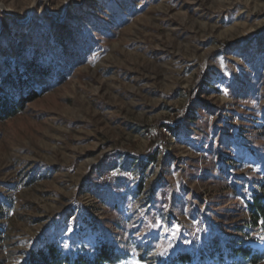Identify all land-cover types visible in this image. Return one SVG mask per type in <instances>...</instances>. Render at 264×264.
Instances as JSON below:
<instances>
[{"label":"rangeland","instance_id":"1","mask_svg":"<svg viewBox=\"0 0 264 264\" xmlns=\"http://www.w3.org/2000/svg\"><path fill=\"white\" fill-rule=\"evenodd\" d=\"M23 44L65 70L0 119V264L46 244L108 243L115 264H223L214 250L239 240L264 254L247 224L264 185V0H0V55Z\"/></svg>","mask_w":264,"mask_h":264},{"label":"trees","instance_id":"2","mask_svg":"<svg viewBox=\"0 0 264 264\" xmlns=\"http://www.w3.org/2000/svg\"><path fill=\"white\" fill-rule=\"evenodd\" d=\"M72 36L67 33L56 34L55 50L60 55L66 52L65 43H71ZM18 54L9 52L7 56L0 55V119L15 117L22 113L26 106L42 96L43 88L49 87L48 80L60 78L65 68L60 67L59 60L55 59V51L49 54L48 48L33 47L23 44ZM9 47L7 51H10ZM50 50V49H49ZM66 54H69L66 52ZM18 59V60H17ZM250 220L247 222L252 233L264 235V185L261 190L255 191L248 204ZM248 236V235H247ZM220 263L223 264H259L264 254L258 249L244 247L243 241L231 245L230 250L219 247L214 250ZM124 257L114 246L103 243L94 250L92 255L78 252L65 253L53 244H46L35 249L29 255L25 264H115ZM234 260V261H232ZM190 256L177 255L176 264H188Z\"/></svg>","mask_w":264,"mask_h":264},{"label":"snow or ice","instance_id":"3","mask_svg":"<svg viewBox=\"0 0 264 264\" xmlns=\"http://www.w3.org/2000/svg\"><path fill=\"white\" fill-rule=\"evenodd\" d=\"M262 223H264V221H262ZM179 233V226L175 227V232L173 233L174 235ZM261 239H264V236L261 237ZM134 264H138V262H134Z\"/></svg>","mask_w":264,"mask_h":264}]
</instances>
